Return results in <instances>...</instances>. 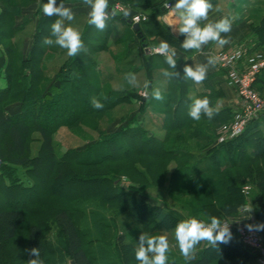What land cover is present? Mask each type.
I'll return each instance as SVG.
<instances>
[{
  "label": "trees",
  "instance_id": "1",
  "mask_svg": "<svg viewBox=\"0 0 264 264\" xmlns=\"http://www.w3.org/2000/svg\"><path fill=\"white\" fill-rule=\"evenodd\" d=\"M9 1L0 0V79L4 81V85L0 84V204L4 202L0 206V264H29V260L35 258L38 264H67V261L63 262L65 258L69 264L72 261L75 264H94L84 247L83 236L88 235L89 230H83L82 221L76 216L82 213V210L74 208L77 202L99 201L115 207L114 210L121 208L140 225L144 234L150 236L174 230L179 221L185 220L183 210L198 220L210 222V217L215 216L222 223L236 217L243 206L249 205L254 208L256 225L264 224V115L248 124L237 138L218 144L219 128L231 123L237 110L218 108L220 96L214 93L200 97L209 99L216 112L214 117L209 119L202 114L199 120L190 118V83L182 77L183 70L178 60L175 71L180 75L177 78L167 77L163 104L160 102L164 117L163 139L149 134L142 126L129 127V130L117 134L119 138L116 140H110L106 133L100 132V140L93 146L69 150L61 159L57 158L54 135L60 128L83 126L92 118L100 121L126 101L123 96L129 99L138 97L142 101L141 118L145 119V106L149 100L140 97L139 89L110 90L108 98L104 99L94 86L98 61L93 55L109 51V39L117 23L126 27L124 36L130 43L129 51L134 43L140 49L139 61H129L127 64L131 63L133 67L130 66L127 72L137 75L145 71L150 95L157 66L162 71L172 69L163 55L146 54L144 43L151 48L158 47L159 42L150 40L155 37L189 56L196 52L184 50L181 44L185 37L182 35L177 39L159 20L167 13L162 8L169 0H109L110 8H115L116 4L130 7L129 19L147 15V20L140 22L143 37H139V33L119 16L111 18L103 31L88 23L81 35L86 50L70 57L46 85V59L59 50V46H47L43 41L45 37H50L51 24L60 18L45 16L42 5L47 0H40L36 14L38 19L25 20L20 24L17 17L21 16L23 6ZM30 22H35V30L23 42L21 52L13 43V38ZM252 31L257 42L247 46V54L264 53V17L258 25L252 26ZM118 59L121 62L125 60L115 57V61ZM134 63L144 66L137 67ZM253 87L264 99V68ZM94 97L104 104L103 109L93 108ZM14 104H18L17 109L9 112L8 107ZM36 133L41 137V146L38 154L32 157L31 143ZM193 142H204L199 153L202 157L196 154ZM100 150L103 152L100 153ZM170 162L176 164L171 182L177 180V183L186 184L178 189L170 182V193L192 194L200 198L199 207L182 204L161 206L141 198L138 191L134 193L120 187L121 174H127L133 180L139 179L143 184L159 182L162 170L166 171V164ZM110 165L116 167L111 170ZM12 167L23 169L29 182L23 183L21 178L24 176ZM247 185L251 191L245 195L243 188ZM71 187L78 191L64 192ZM11 198L14 201H10ZM31 219L35 223H29ZM50 219L54 220L60 237L57 247H49L44 240L45 231L50 228ZM28 223L30 225L24 231ZM259 232L264 239V230ZM230 233L227 242L218 244L244 246L235 231L230 230ZM124 241V236L115 240L119 253L125 255L123 264H139L135 248ZM32 248L39 250L38 257L29 254L28 250ZM246 250L256 260L255 255ZM55 257L59 258L53 261ZM215 259L220 257L214 258L204 249L200 257L190 264H213Z\"/></svg>",
  "mask_w": 264,
  "mask_h": 264
},
{
  "label": "rangeland",
  "instance_id": "2",
  "mask_svg": "<svg viewBox=\"0 0 264 264\" xmlns=\"http://www.w3.org/2000/svg\"><path fill=\"white\" fill-rule=\"evenodd\" d=\"M122 30V29H121ZM82 31V30H81ZM80 31V33H81ZM28 34V35H27ZM27 34L17 36V45L19 47V50L22 52V46L25 41L26 36H30L29 31ZM121 37L119 36V42L120 45L117 50H114V52L119 53V51H129L130 43L126 41V38L124 36V32H119ZM25 37V38H24ZM24 38V39H23ZM23 40V41H22ZM128 42V43H127ZM111 43H108L110 45ZM121 44H123L121 46ZM109 47V46H108ZM125 51V53H126ZM20 52V51H19ZM102 54V53H101ZM1 55V52H0ZM105 57L102 59V57ZM93 55L94 58L98 61L97 70L94 80V86L99 91V95L101 94V98L104 97L108 98V93L110 90H122V89H131V88H137L139 90H142L139 92L140 97L145 98V100H149V103L145 106L146 111L145 112V119H142L141 116L143 115L142 111H140V107L143 108L141 105L142 101L139 100L138 97L134 98L133 96L129 99L126 96H123V98L126 100L125 102L120 103L118 107L115 109L109 111L106 116H104L100 121L96 118H92L89 121L86 122L85 125L81 126H74V127H62L58 130V132L54 135V148L56 151V155L58 159H61L66 152L69 150H82L86 149L89 146H93L95 143H97L100 140V132L106 133V135L110 138V140H116L119 138L117 134H121L124 131L130 129H134L137 127L142 126L143 128L147 129L149 134L155 135V137H158L160 139H163L165 136V130L162 128V120H163V114L161 113V110H163L162 102L157 101L152 98V95H150L149 91L144 88V83L147 79H138L137 81L139 83V87H133L131 85H126L124 80V74L127 73V70L131 67H133L127 61V59H131V55L129 53L127 55H119L120 59H124V61H120L119 59L117 61H112L109 58L108 53H105L103 55ZM70 57L67 55V50H56L49 54V56L46 59L45 63V72L46 77L44 81V85L50 83L57 72L60 70V68L64 65L65 62ZM99 58H101L99 62ZM135 65L141 66V63H136ZM144 66V65H142ZM159 71H162V69L159 67L155 70V75L159 74ZM163 73V71H162ZM1 75V70H0ZM112 80V81H110ZM145 80V81H144ZM163 85H165V82H162ZM0 84L4 85V81L0 79ZM99 88V89H98ZM147 93V95H146ZM129 94V93H127ZM145 95V96H144ZM164 96L165 93H162ZM261 96V95H260ZM121 100H122V96ZM96 99V97H94ZM162 104H161V103ZM18 104L12 105V107H8L9 112H12L13 110L17 109L15 108ZM144 117V116H143ZM144 120V121H143ZM97 127L99 128L97 130ZM199 142H193V148L196 151V154L198 156L200 155L201 147L204 145ZM41 146V137L38 133H36L32 138L31 143V156L35 157L38 154L39 148ZM91 149V147L89 148ZM100 153L103 152V150L99 151ZM175 162H170L166 164V171L161 172L162 179L160 178V181L157 182H149V184H143V181L141 180H133L130 178L127 174H121L120 177V187L122 189L132 191L134 193L139 192V196L143 199L149 200L150 202H157L159 205H173L177 206V204H182L183 206L189 205L192 207H199L201 202L200 198L193 196L192 194H184V193H170L171 187L170 182L172 179V172L175 170ZM116 166L110 165V169L113 170ZM13 169L17 170V173L20 176H24L22 179V182H29V180H26L25 178V172L23 169L19 167H12ZM161 171V170H160ZM25 181V182H24ZM174 183L173 181L171 182ZM183 183H174V188L182 189L184 188ZM249 186V185H247ZM78 191L74 188H68L65 189L64 192L67 194L73 193ZM251 191V187H250ZM143 195V196H142ZM10 201H14V198H11ZM4 202L0 204V206H3ZM156 204V203H155ZM74 208L82 210V213L77 214V218H80L82 221V228L83 230L88 232V235L85 234L83 236V243L86 251L90 254V257H92L94 264H101V263H110V261H113L114 259H111L113 257L114 251L117 252V258L116 260L118 263L123 264V259L125 258V255L123 256L119 252L118 245L115 246V240L119 238L120 236H124L126 245L133 246L134 251L138 248L139 244V236L143 233L140 225H138L129 215L125 212L121 211V208H117L118 210H114L115 207H111L110 205H105L99 201H87L85 203L77 202L74 206ZM252 209L253 207L250 206ZM183 216H185V220L192 218V216H189V214H186V211H181ZM239 214V212H238ZM32 222L29 223H35L33 219H31ZM204 220V219H203ZM50 228L45 231L44 234V240L47 242V245L49 244V247L51 246H58V242L60 237H58V231L55 229L54 220L50 219ZM206 221V220H204ZM207 223H210L206 221ZM27 224L24 226V231L27 226L30 224ZM251 223L253 225H256V216L254 213V208L252 210V217H251ZM160 234H157L156 236H166L169 241L170 245V251L167 253L168 255V264H182V255L179 251V247L177 244V241L175 239V229L171 230L169 232L163 231L159 232ZM84 235V234H83ZM206 243H203L202 241L196 246V256L200 257L201 253L204 249H206ZM118 248V250L116 249ZM114 250V251H113ZM122 255V256H121ZM107 257L105 262H101L100 259ZM59 257H55L53 261L58 260ZM234 259V258H229ZM222 259H215L213 264H222L227 263L228 261H221ZM69 264L68 259L65 258V261L63 262ZM221 261V262H219ZM64 264V263H63ZM72 264V263H71Z\"/></svg>",
  "mask_w": 264,
  "mask_h": 264
},
{
  "label": "clouds",
  "instance_id": "3",
  "mask_svg": "<svg viewBox=\"0 0 264 264\" xmlns=\"http://www.w3.org/2000/svg\"><path fill=\"white\" fill-rule=\"evenodd\" d=\"M83 4L90 9L88 12L89 25L95 26L100 31L106 29L107 22L111 18L117 15L123 17L131 15L130 7L110 8L109 0H83ZM164 7L169 8L170 6L166 2ZM171 8L179 14L180 27L178 32L185 37L181 44L184 50L200 51L202 46L209 42H216L220 47L231 42L230 37H222L221 35L222 33L231 32L232 21L229 18L223 17L217 21L201 24L202 21H208L209 11L213 9L210 0H176L175 5ZM216 10L219 11L218 8ZM42 12L47 17L56 16L60 18L51 24L50 37H45L43 41L45 45H57L66 49L69 57H75L86 50L81 33L71 26L64 25V20L72 21L75 18L72 9L65 6L64 0H60L58 6L57 0H47V3L42 5ZM155 51L165 57V62L172 69V71L163 70L162 74L168 78H177L180 73L175 71L177 67L176 49L171 47L167 41L162 40ZM216 63V58L209 57L206 64H197L194 67L185 65L183 69L184 78L200 84L206 79L209 67H214ZM124 79L129 85L139 87L134 73H125ZM143 86L147 89L149 83L145 82ZM151 95L157 101H163L164 99L159 89H154ZM92 106L97 110L104 108V104L95 98L92 99ZM202 114L209 119H212L216 114L207 97L193 99L189 107L188 115L193 120H199ZM228 225H222L221 221L215 216L210 217V223H205L195 217L179 221L175 226V239L181 255L186 261H190L194 259V250L201 241H207L212 247H215L217 242H227V239L231 237ZM247 227L250 231L264 230V224L247 225ZM138 244L135 258L139 261V264H168L167 253L170 251V245L166 236H150L142 233L139 236ZM28 251L31 256H39L37 248ZM29 264H38V261L36 258L30 259Z\"/></svg>",
  "mask_w": 264,
  "mask_h": 264
},
{
  "label": "crops",
  "instance_id": "4",
  "mask_svg": "<svg viewBox=\"0 0 264 264\" xmlns=\"http://www.w3.org/2000/svg\"><path fill=\"white\" fill-rule=\"evenodd\" d=\"M40 2H41L40 0H10L9 3L13 5L23 6L22 7L23 9L21 8L23 12L20 17H17L19 18L17 19V23L22 24L25 20H29V19L37 20L38 15L36 14L40 6ZM166 2H171L174 6L176 0L174 1L169 0ZM210 2L213 4V9L209 11L208 21H202L201 24L203 25L210 21H217L223 17L229 18L232 21L231 32L227 34L222 33L221 35L222 37H230L231 42L229 44L224 45L223 47L218 46L216 42H209L208 44L203 45L200 51L196 50V52L192 56H189L183 53V51L181 52L180 50L176 49V53H177L176 59L179 61L182 70L184 69L185 65L194 67L197 64H206L207 59L209 57L216 58V55L220 52L231 51L241 46L247 48V46L256 45L257 38L255 37L252 31V26L258 25L261 22L262 18L264 17V0H210ZM64 3L65 6L70 7L72 9L75 15V18L72 21L64 20V25L71 26L76 30H78L79 32L82 30L81 31V35H82L86 25L88 24V20H89L88 12L90 11V9L83 4V0H64ZM118 5L123 6L121 4H116V6ZM123 7L125 8V6ZM217 8L219 9V11L216 10ZM162 9L166 10L167 13L164 16L159 17V20L162 21L169 28L173 36H175L177 39H180L182 35H180L178 32V28L180 27L179 14L177 12H174L173 9L170 11L167 10L165 7H163ZM0 13H1V8H0ZM144 16L147 17V15ZM125 29L126 27L121 23L116 24L109 39V43H111L109 45L110 47L109 51H104L102 52V54L99 53V56L108 53L109 58L113 64V61L115 63V57H119V55H123V54L127 55L129 53V55H131L132 58L127 59V61H133V60L139 61L140 49L135 43L131 45L130 51L127 52L125 50L126 53L125 51H119V53L114 52V50H117L120 45V43H118L119 36L121 37L119 32L121 33V31H123L125 33L126 32ZM34 30H35V22H30L26 25L24 30L17 32L16 35L19 37L20 35L27 34L28 31L29 34H32ZM16 35L13 38V43L18 47ZM27 37L29 36H26V38ZM150 40L156 41L157 43L161 42L160 39L158 40L155 37H152ZM122 45L123 44H121V46ZM156 48L157 46L151 48L152 54H158L155 51ZM58 49L62 50L63 48L58 47ZM103 58L105 57H102V59ZM100 60L101 58H99V62ZM159 67L160 66H157V69ZM136 77L138 79H145V77L147 76L145 71H141L136 75ZM182 77L184 78V73ZM187 80L190 83L188 96L191 100L195 98H200L203 95H211L216 93L219 94L220 96L219 97L220 99L217 101L218 108H233L235 110L239 109V97L237 95V92L235 89H233L228 85L227 78L225 74L222 72V70L218 67L217 63L214 67H209L206 79L202 83L197 84L191 79H187ZM123 82H125L126 85H128L125 79L123 80ZM145 82H147V80ZM162 82H165V85H163ZM167 82H168L167 77H165L162 74V71H159V74L155 76L154 82L152 83V91L154 89H159L161 93H166ZM141 91L142 90H139V92ZM262 128H264V125ZM157 234L160 233H155L153 235H157ZM202 242L206 243L207 245L206 249L214 258L220 257V259H222L221 261H228L227 263H222V264H258L257 261L254 260L253 257L246 252L247 251L246 248L244 246H241L240 244H234V245H231L229 243L218 244L217 242V245L215 247H212L209 245L207 241H202ZM195 251L196 249L194 250V259L190 261H186L185 258L182 256L181 258L182 264H190L192 261L196 260L198 257L196 256L197 253ZM114 254L117 256L116 251H114ZM114 254L113 257H111V259L114 260L106 264H121L118 263V261L116 260L117 258L115 257ZM106 258L107 257H104L100 259V261L105 262ZM228 258H234V259H228ZM101 264H105V263H101Z\"/></svg>",
  "mask_w": 264,
  "mask_h": 264
},
{
  "label": "built area",
  "instance_id": "5",
  "mask_svg": "<svg viewBox=\"0 0 264 264\" xmlns=\"http://www.w3.org/2000/svg\"><path fill=\"white\" fill-rule=\"evenodd\" d=\"M167 3L170 7L166 9L172 10L173 4ZM116 8L124 7L118 5ZM132 20L140 23L147 20V17L136 15ZM247 53L248 49L241 46L216 55L218 67L225 72L228 85L236 90L239 97V109L234 120L221 126L217 132L218 144L237 138L246 130L248 124L264 115V99L253 87L258 74L264 68V53ZM249 192L250 186H245L243 193L248 195ZM251 217L252 210L249 205H245L236 217L223 221L222 225L229 224V230L238 234L239 241L255 255L257 263L264 264V239L259 231L248 229L247 225H253Z\"/></svg>",
  "mask_w": 264,
  "mask_h": 264
},
{
  "label": "water",
  "instance_id": "6",
  "mask_svg": "<svg viewBox=\"0 0 264 264\" xmlns=\"http://www.w3.org/2000/svg\"><path fill=\"white\" fill-rule=\"evenodd\" d=\"M109 11H111V9H109ZM117 16L122 17L123 21L127 22L128 25L132 26L134 31L139 33V37H143V34L140 33V28H141L140 24L133 23V21L131 19L127 18V17H123L121 15H117ZM143 47H144V50H145L146 54H148V55L152 54V50H151V48L148 47L147 44L144 43ZM1 166H2V161L0 159V168H1ZM72 264H75V263L72 262Z\"/></svg>",
  "mask_w": 264,
  "mask_h": 264
}]
</instances>
